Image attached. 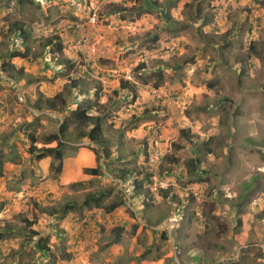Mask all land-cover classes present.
I'll use <instances>...</instances> for the list:
<instances>
[{
  "label": "rangeland",
  "instance_id": "374dc122",
  "mask_svg": "<svg viewBox=\"0 0 264 264\" xmlns=\"http://www.w3.org/2000/svg\"><path fill=\"white\" fill-rule=\"evenodd\" d=\"M64 122L99 175L29 155ZM0 232V264H264V0H0Z\"/></svg>",
  "mask_w": 264,
  "mask_h": 264
},
{
  "label": "trees",
  "instance_id": "16d2710c",
  "mask_svg": "<svg viewBox=\"0 0 264 264\" xmlns=\"http://www.w3.org/2000/svg\"><path fill=\"white\" fill-rule=\"evenodd\" d=\"M133 1H138V0H133ZM55 48L59 53L62 52V46L60 44H55ZM140 66L144 67L145 65L140 64ZM2 67L5 71H7L5 68V64H3ZM131 87H133V84H131L128 81H121V83H120V89H129ZM54 99H55V97L52 98L51 100H49L50 107L52 110H54V105H55V103L53 102ZM96 99H97V97H94L93 100H96ZM91 107H92V105L89 104L84 109L78 108V109L71 112V116H73V118L77 117L78 119H80L84 126L90 125V130L88 132H86L84 134V136H87V138L92 143H95V142H97L99 136L101 135V119L97 115H89L88 114V111L91 109ZM66 130H67V124L64 122L57 133L50 134L47 137L45 144H49L51 142H56V146H54V147H44L43 146V147L37 148V146H35V142H36L35 138L33 136H30L31 137L30 138V146L28 148L29 155L32 156L33 154H35L34 158L37 161L41 160L42 158H45V157H52V159L59 161L58 166H56L54 168L55 173H59L61 170V161L64 157V154L61 151V148L63 147L64 143L60 140V136H63V134L65 133ZM104 152H105L104 156L107 157V155H108L107 152L106 151H104ZM195 162H196V160H195ZM192 165H193V162H191V166ZM98 168H100V167L98 166L96 168L87 169V170H85V173L89 174V175H94V176L99 175L100 171ZM120 179H123V178L121 177ZM149 182H150V176L144 174L140 180H138V181L134 180L133 181L134 188L136 189L137 192H140L138 190L141 187H143V185L145 183H149ZM106 197H108V194H106L104 192H101L99 195L88 194L84 197L82 204L79 207H78L79 204L69 202V203L63 204L61 209H59V212H57L56 210H51V212L49 214L53 216V215L60 213V217H64L70 211L77 210V211L82 212V210H89L92 208H101V207H103V200ZM118 207H119V203H112V204H108L105 207V209L107 210V212H110V211L112 212V211L116 210ZM3 238H4V235L2 232H0V239H3ZM43 248H46V247L43 246V247H41V249L46 251V252L49 251V250H47L48 248H46V249H43ZM48 254H49V252H48ZM62 256H63V259H66V260L70 258V254L67 252H65ZM56 260L57 259L52 255V264H55Z\"/></svg>",
  "mask_w": 264,
  "mask_h": 264
},
{
  "label": "crops",
  "instance_id": "0c3cea01",
  "mask_svg": "<svg viewBox=\"0 0 264 264\" xmlns=\"http://www.w3.org/2000/svg\"><path fill=\"white\" fill-rule=\"evenodd\" d=\"M81 158L86 159V163L81 166H77L75 163L80 160ZM40 163L44 167H49L50 164L52 163V157H45L40 160ZM70 163H74L71 167V172H69V167L68 165ZM89 168H96V161H95V155L93 151H91L87 147H80L74 155H71L69 157H63L62 159V165H61V171L59 174V180L60 184L68 185L71 183H74L76 181L82 180L88 175L83 173V170ZM69 173V174H68Z\"/></svg>",
  "mask_w": 264,
  "mask_h": 264
},
{
  "label": "built area",
  "instance_id": "2783aa9c",
  "mask_svg": "<svg viewBox=\"0 0 264 264\" xmlns=\"http://www.w3.org/2000/svg\"><path fill=\"white\" fill-rule=\"evenodd\" d=\"M92 21H95V14L91 18Z\"/></svg>",
  "mask_w": 264,
  "mask_h": 264
}]
</instances>
